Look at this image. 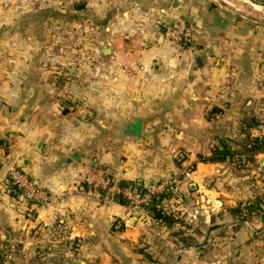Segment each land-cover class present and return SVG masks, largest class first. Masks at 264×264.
<instances>
[{
    "label": "crops",
    "instance_id": "1",
    "mask_svg": "<svg viewBox=\"0 0 264 264\" xmlns=\"http://www.w3.org/2000/svg\"><path fill=\"white\" fill-rule=\"evenodd\" d=\"M3 1L0 264H264V21L222 0H98L86 27L62 28L60 0L46 22L28 0ZM239 1L264 15V0ZM81 2L74 16L93 3ZM181 16L196 27L186 50L164 36ZM220 139L239 160L199 161ZM11 165L50 199L14 195ZM180 165L195 169L182 203L166 201L171 225L87 182L97 168L145 187Z\"/></svg>",
    "mask_w": 264,
    "mask_h": 264
},
{
    "label": "built area",
    "instance_id": "2",
    "mask_svg": "<svg viewBox=\"0 0 264 264\" xmlns=\"http://www.w3.org/2000/svg\"><path fill=\"white\" fill-rule=\"evenodd\" d=\"M196 33V27L188 19L181 17L169 24L166 28L165 36L173 42L174 45L186 50L193 41ZM98 169L94 168L87 177V182L95 185L103 190H106L112 196L123 197L128 200V207L133 214L142 215L147 213L146 206H148L154 197L164 193L167 190H172L175 197L168 198V201L177 200L178 195L176 188L180 182L179 177L163 180L160 182L151 183L148 186H139L138 184L120 185L116 182L113 183L109 179L99 178ZM184 175H189V170H186ZM9 184L15 187L19 192L18 196H25L29 199H39L48 201L49 194L40 189L31 176L20 166L11 165L8 170Z\"/></svg>",
    "mask_w": 264,
    "mask_h": 264
},
{
    "label": "rangeland",
    "instance_id": "3",
    "mask_svg": "<svg viewBox=\"0 0 264 264\" xmlns=\"http://www.w3.org/2000/svg\"><path fill=\"white\" fill-rule=\"evenodd\" d=\"M28 1H29L28 2V5H29V9L28 10L29 11L36 9V10H38V12L39 11H42L45 14H47V17L44 18V21L45 22H46V20H51V18H49V17L52 15V13L55 14L57 12V7L55 5V2H54V4H52V0H28ZM81 1H83V0H60V2H59V8H60V12H61L60 26H62V28H65V27H74L76 29L77 28L83 29L84 27H86L88 25L87 24V17L89 18V15L86 16V15H83V13L86 12V11H90V12L93 11V12H96L97 13L98 8H99L98 7L99 5H98V3L95 4L94 2H96V1L98 2V0H92L93 3L91 4V7H88V5H87V7L84 10L78 11V12H82V15H79V13H76L75 16H74L73 15V12H74L73 10L74 9L72 8V5L74 3H76V2H81ZM222 1L225 2L226 4H229L230 6L235 7L237 10L244 11L249 16H253L255 18L262 19L264 21V15L261 14V12H262V11H260L261 9L260 10L254 9V7H250L247 4H245V3H243V2H241L239 0H222ZM16 3H19V2L18 1L15 2V1H12V0H10V1L9 0H4L3 1V6L9 5L7 7H11L12 4H16ZM262 5L264 6V4H262ZM9 9L10 8H7V10H9ZM10 10L15 11L16 10L15 6L12 9H10ZM69 12H72L71 13L72 14V17H69L68 18ZM181 17L186 18L185 16H181ZM181 17H179V18H181ZM179 18H177V19H179ZM96 20H99V19L98 18L94 19L95 22H96ZM32 21H34V20H32ZM54 21H55V19H54ZM174 21H172L171 23H173ZM188 21L191 22L189 19H188ZM171 23H169V24H171ZM191 23H193V22H191ZM167 26L165 27V30H164V36H165V32H166ZM62 37H66V34L65 33L62 34ZM75 37L77 38V36H75ZM165 38L168 41H170L166 36H165ZM189 47H187L186 49H189ZM180 168H182V169L177 174V177H179L180 179H182L184 173L187 170V168H183V167H181V165H180ZM194 169H195L194 166H189L188 167V170L189 171H193ZM187 182H192V180L191 179H188ZM204 184L209 186V182H205ZM98 189H99V187H98ZM208 196L207 197L205 196L202 199V203L204 205H206V202H208V200L210 199V197H208ZM181 197L182 196H180L178 194L176 196L178 202H175L174 204H180V203H182V201H181L182 198ZM20 199L22 201L26 202V203L29 202L30 200H32V201L34 200V199L26 198L24 195L23 196H20ZM166 205H169V204L166 203ZM25 212H26L28 218H33L35 216V211L32 208H26L25 209ZM132 215H135V216L138 217V214H132Z\"/></svg>",
    "mask_w": 264,
    "mask_h": 264
},
{
    "label": "trees",
    "instance_id": "4",
    "mask_svg": "<svg viewBox=\"0 0 264 264\" xmlns=\"http://www.w3.org/2000/svg\"><path fill=\"white\" fill-rule=\"evenodd\" d=\"M253 146L250 148L251 150L253 149H258L261 147V141L259 139H254L252 140ZM221 146H214L211 149V152L209 155H204V154H199V161L202 162H227V161H238L239 160V155L240 153L236 152L233 148V146L225 139H220ZM195 167V166H194ZM129 184H138L140 185L137 181H134L132 183H125V182H120V185H129ZM12 192L14 195L18 196L19 192L15 189L14 186L11 187ZM175 195L173 194L172 190H167L164 193L159 194L157 197H154L152 202L146 206V211L147 214H151L154 218H156L159 221L165 222L166 224H173L176 221H178V218L176 217L175 211L173 210H167L165 206L166 201L168 198H173ZM117 199L124 204H128V200L123 198V197H117ZM174 202H177L174 200ZM260 200H255L251 203L246 204V206L243 208V210L240 211L241 215H244L250 211H258L257 209L259 208L258 203Z\"/></svg>",
    "mask_w": 264,
    "mask_h": 264
},
{
    "label": "water",
    "instance_id": "5",
    "mask_svg": "<svg viewBox=\"0 0 264 264\" xmlns=\"http://www.w3.org/2000/svg\"><path fill=\"white\" fill-rule=\"evenodd\" d=\"M85 4L86 2H80V3L74 4L73 8L77 10H81L84 8ZM179 5H180V0H175L173 3V7L177 9Z\"/></svg>",
    "mask_w": 264,
    "mask_h": 264
}]
</instances>
